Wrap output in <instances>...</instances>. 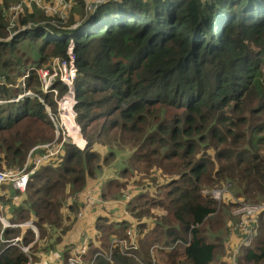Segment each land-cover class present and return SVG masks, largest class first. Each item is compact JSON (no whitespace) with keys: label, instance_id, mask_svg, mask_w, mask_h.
I'll list each match as a JSON object with an SVG mask.
<instances>
[{"label":"trees","instance_id":"trees-1","mask_svg":"<svg viewBox=\"0 0 264 264\" xmlns=\"http://www.w3.org/2000/svg\"><path fill=\"white\" fill-rule=\"evenodd\" d=\"M17 1L0 0V169H22L32 150V155L57 150L18 201L10 184L5 191L10 194L2 197L11 225L32 218L38 227L29 254L61 252L67 262L80 209L66 205L68 194L85 189L121 155L120 171L102 191L103 198H114L113 206L103 207L121 216L129 209L130 215L122 222L98 218L95 229L103 244H92L90 259L98 251L107 254L111 238L126 236L129 228L144 248L137 251L140 260L117 249L111 259L96 257L95 264H221L219 257L223 264L232 262L246 236L233 213L236 202H227L229 217L217 216V200L202 191L207 185L226 187L242 199L237 205L264 203V0H111L77 28L48 23L51 16L33 1L31 13L22 17L17 11L12 31L30 22L37 27L10 37L3 11ZM75 21L74 14L65 23ZM71 37L75 110L72 95L60 101L70 103L64 119L69 127L80 125L84 148L56 129L42 100L57 122L58 104L51 90L44 91L38 71H53L55 58L69 61ZM52 88L61 95L68 90L60 78ZM27 92L33 95L17 100ZM128 185L133 193L124 206L115 197ZM211 213L214 220L208 219ZM247 225L254 237L240 249L236 264H264L262 214ZM20 233L0 221V264H28L29 254L8 245ZM189 235L188 245L164 252L163 245ZM34 239L27 229L21 242ZM155 243L161 245L151 250Z\"/></svg>","mask_w":264,"mask_h":264},{"label":"built area","instance_id":"built-area-1","mask_svg":"<svg viewBox=\"0 0 264 264\" xmlns=\"http://www.w3.org/2000/svg\"><path fill=\"white\" fill-rule=\"evenodd\" d=\"M33 1L36 2V4L38 5L41 2V0H30L26 2L27 6L32 5ZM106 1H111V0H86V8H89V10H86V11H91V13H93L96 10V8H98L102 3ZM23 4L24 3L22 1L18 2L11 9L15 12V14H17V11L22 12L24 10ZM68 55H69V63L73 67H72V71L70 72L71 77L66 75L67 80H64V81H66L68 85H73L76 72H77V68L74 64L75 54L72 48H69ZM62 62L64 65H67L66 60H63ZM40 73L43 78L45 88L48 89L49 86L52 84L51 78L48 81L46 79V76L48 75L49 71L41 70ZM59 104H60V101H59ZM55 125L58 128V125L56 123ZM50 145L51 144L49 143L46 146L49 147ZM50 148L51 147H49V152L46 155L40 158L34 159L35 165L33 168L29 170H27L26 167L24 169H18V168H7L3 170L0 169V186L5 183L10 182L14 185L16 189L20 191H25L30 177L35 173L36 167L55 153V151H52V150L50 152ZM215 189H218V188H215ZM203 192L205 193V195L207 196L210 195L214 199L219 200L225 194L226 190L223 189V192L222 190L221 192L220 190H214V192L213 191L205 192L204 190ZM130 194H131L130 191L127 190V193H125V196L118 201L125 202V201L130 200ZM83 195L85 198V202L89 206L106 203L105 199L100 194V191L97 188L92 187L90 189H85L83 190ZM236 207L237 209L234 208L233 210L234 216L240 217V220H241L240 227L243 229L244 232H246V236L239 242L238 246H235V249L233 250L232 257H231L232 262H230L229 264H236V257L240 249L244 246H249L252 242V238L254 237V234H253V231L248 228L247 224L249 223V221L255 220V217L259 214H262L263 219H264V203H256V205L252 207L251 205H248V202H242L238 205L236 202ZM0 209H1V206H0ZM28 223L29 222H27L26 225L31 226V225H28ZM17 225H20V224H17ZM17 225H10V226H17ZM234 226L238 227L237 224H235ZM134 231L135 230H132L131 228H129L127 230L126 236H113L109 242V252L105 254V253H102V251H98L95 253L94 257H92L91 259H90V249L92 246L91 240L89 238L90 240L89 243H88V240H85L83 243V239L87 237L85 236L82 238V240L79 243H76L71 247L72 255L68 258L66 264H95L96 257L104 256L106 258L111 259L113 251L117 249L120 250L121 253L126 256L134 257L137 260H140L138 252H137L139 250L138 238H137V235L133 233ZM190 237L191 235H189V238L187 241H182L180 239L179 240L177 239L171 245H163L164 251H167V252L172 251V249L180 243H182L183 245H188L191 240ZM17 241L18 239H16L15 241H12V244H16ZM156 247H159V246H156ZM23 249L27 251L28 247L23 246ZM85 256L87 257V260L84 259ZM141 262L144 263V260H142ZM150 264H154V262Z\"/></svg>","mask_w":264,"mask_h":264},{"label":"rangeland","instance_id":"rangeland-1","mask_svg":"<svg viewBox=\"0 0 264 264\" xmlns=\"http://www.w3.org/2000/svg\"><path fill=\"white\" fill-rule=\"evenodd\" d=\"M21 1L24 3L23 4L24 5V10L21 13L22 14V17H23L25 14L31 13L33 11L34 5L27 6L26 0H18L17 2H21ZM17 2L11 3L9 5V7L6 8L3 11L4 16L5 15L6 16H9V20H10L9 30H11L10 37H13V35L16 34L17 32H20V31H23V30H27V29L29 30V29L36 28L37 27L35 25L37 23H31L30 22L28 24L21 25V27L19 29H17L16 31H12L14 29L15 25H16V22H17V17L16 16L18 14H14L11 8L13 6H15L17 4ZM36 5L35 6L37 8H39L43 12V14H45L46 16H51V20L48 21V23H50V24L52 23L55 27L70 28L72 26L74 28H77L81 23L83 24V25L81 24V26H84L85 25V21H87L88 19H90V18L93 17V16H91V12L88 13V11H86V10H89V8H86V0H85V2H84V0H83V2L80 1V0H41L40 4L39 5L36 4ZM74 14L77 16V21H75L72 24L67 25L65 22H69L71 15H74ZM89 14H90L91 17H88ZM53 17H57L60 20V23H58ZM45 24H46V22H43L42 21L39 25H41L42 27H44ZM74 46H75V44H74V41H73V38H72L71 41H70L69 48H72L73 49ZM75 60H76V57H75ZM60 62H61L60 59L59 60H56V61H53L52 60L53 67H52V64H51V67L53 68V71H51V69H49V68H43V69H47L49 71L48 75L46 76V79L48 81L51 78L52 79V83H53V81H55L57 78H60V80L68 86V83L66 81H64V80H67L66 75H68V76L71 77L70 72L72 71V67L73 66L70 63H68L67 65H64L63 62L62 63H60ZM51 85L49 86L48 89L45 88V85H44L43 88H44L45 92H48L49 90H51L50 93H51L52 96L54 95L53 98H62L63 99L64 98L63 96H66L65 94H67V93L65 92L63 95H61L60 94L61 92L59 91L58 88H55V89L52 88V89H50ZM68 88H69V91H70V87L69 86H68ZM74 95H75V92H74ZM61 104H62L63 107L61 108L62 110H60V113H62L63 116H64V118H65L66 111H67V107H68L69 103H66V104L61 103ZM60 118H61V122L63 120V122H62L63 123V129H65V133L63 134L64 140H67V138H68V139H70V142L75 143V141L73 139L76 136V134L75 133H72V131L66 126V123H65L64 119L62 118V116H60ZM75 132H76V130H75ZM106 152H107V149L105 150L104 153H106ZM122 155L126 156L127 153L126 152H122ZM120 160H122V156L121 155H120V157L118 159V162H115L113 164V166H111V168H108L109 173L106 174L107 176H109L110 178H112L116 173H118L120 171ZM97 177H96V179H94L92 181H89V182H92L91 184L94 185V188H98L99 191H100V194L103 196L102 191H104L103 189L105 187L106 180H108L110 178H105L103 169H101V171L97 174ZM223 189H225L226 190V193H229V195L231 197L228 195L227 198H225L226 196L224 197V195H223L221 199L217 200L216 201V205H217L216 212L218 211V215L217 216L224 215L227 218V217H229V214H230V210L228 211L227 208H230L231 207V206L228 205L227 202H230V201L237 202V200H242V199H240L239 196L238 197L235 196L233 193H231L229 191V188H226V187H223V188L222 187L221 188L218 187V189H215L212 185L211 186H208L207 185V187L204 188L205 192H212V191L214 192V190H220V192L222 190V192H223ZM81 192L83 193V191H81ZM124 192L127 193V189H125ZM203 194H205V193L203 192ZM73 197H74V193H73V191H70V193L67 196L66 202L69 201V200H71V205H73V201L71 199ZM115 198H117V197H115ZM113 199L114 198H107V203L109 205L113 204L112 203V200ZM223 201H225V202H223ZM222 202H223V204H222ZM97 205H101V204H97ZM248 205H251L253 207L254 205H256V203L249 202ZM235 208L237 209V207H235ZM224 209H226V210H224ZM66 211H67V209L64 208V211L63 212H66ZM128 211H129V209H128ZM118 212H119L118 210L117 211H114V214H115L114 215V218L116 219V221H121V222L124 221L125 220L124 219L125 216L124 215L121 216V214L118 213ZM98 214H100V212ZM110 214L111 213H109L108 215H110ZM78 216H83V212L81 211L80 214H77L76 213V215L74 217H76L78 219ZM214 216H215V214L214 213H211L208 219H213L214 220V218H215ZM85 217H83L82 226L83 227H87V229H88V228H90L88 226L89 224L87 222V218L88 217L87 218H85ZM229 221H231V220L229 219ZM83 223H84V225H83ZM135 225L136 224H133V228L135 227ZM227 226H228V223H227ZM85 231H87L85 228L82 229V232H85ZM261 232H262V229L260 230V233ZM190 238L192 239V236ZM85 240H88V243L90 241L89 238L85 237L83 239V243H84ZM171 243H173V241ZM74 244L75 243L69 244V246H68L69 250L71 249V247ZM223 254H224V248H223V253H221L220 255L222 256ZM50 258H53V257H50ZM242 258H243V253H241V259ZM60 259L63 262V257L59 258L58 260H60ZM216 262H221V264H223L224 260H223V258H220L219 257V259ZM56 264H59V262L57 261ZM62 264H66V262H64ZM241 264H248V263H246L243 260L241 262ZM259 264H261V263H259Z\"/></svg>","mask_w":264,"mask_h":264},{"label":"crops","instance_id":"crops-1","mask_svg":"<svg viewBox=\"0 0 264 264\" xmlns=\"http://www.w3.org/2000/svg\"><path fill=\"white\" fill-rule=\"evenodd\" d=\"M28 30V29H27ZM60 58H55V59H53V61H56V60H59ZM60 61L62 62L63 60H61L60 59ZM60 62V63H61ZM69 63V61L67 62V64ZM75 64V63H74ZM52 67H53V63H52ZM41 70H47V69H43V68H40L38 71H39V74H40V77H41V80H42V83H43V87H44V82H43V78H42V76H41V73H40V71ZM69 87H70V91H69V88H68V90L66 91V93H73V95H74V86L73 85H68ZM45 91V90H44ZM24 95H33L32 93H30V92H27V93H25V94H21L20 95V97L19 98H17V100L18 99H20V98H22ZM74 97V96H73ZM62 99V98H55V101H56V103L58 104V122L56 121V118H55V116L52 114V112H51V110H50V107L42 100V102L44 103V105H45V108L47 109V111H48V113H49V115H50V117H51V119H52V121H53V123H54V125H55V123L58 125V128L56 127V125H55V127H56V129L58 130L59 129V127H61L62 129H63V125H62V122H61V118H60V110H61V107H60V104H59V101ZM75 104H76V99L74 98V106H75ZM75 110V109H74ZM75 114H76V116H77V113H76V111H75ZM76 116H75V120H76ZM77 122V121H76ZM78 126H79V130L81 131V127H80V125L78 124ZM63 132L65 133V129H63ZM57 135H59V131L57 132ZM81 135H82V133H81ZM83 137V136H82ZM76 143V142H75ZM86 140H85V144L83 145V146H81V145H79L78 143V145L81 147V148H84L85 147V145H86ZM49 144V143H48ZM62 144V143H61ZM61 144H59V147L61 146ZM47 145V144H46ZM54 148H55V146H52L51 148H50V152H51V150L52 151H57V150H54ZM32 152H33V150L29 153V155H28V158H27V161H26V163H25V166L22 168V169H24L25 167H26V169L27 170H29V169H31V168H33L34 167V159H37V158H40V157H42V156H44V155H46L47 153H44V154H40V155H38L37 153V155L35 154V155H32ZM41 165V164H40ZM40 165H38L37 167H36V170H37V168L40 166ZM10 168H13V167H10ZM7 169V168H6ZM1 170H3V169H1ZM36 170H35V173L30 177V178H32L35 174H36ZM103 172H104V176H105V178H110L109 176H107L106 174H108L109 173V170H108V168L106 167L104 170H103ZM104 178V179H105ZM30 180V179H29ZM110 179H108V180H106V182H108ZM89 184H87V186L85 187V189H90V188H92V187H94V185H92L91 183L92 182H88ZM6 184H10V186L12 187V191H14L15 192V194H13V199L15 200V201H18L19 200V197L18 196H20L22 193H25L26 192V190L25 191H20V190H18V189H16L15 187H14V185L12 184V183H10V182H8V183H5L4 185L5 186H0V206H1V209H0V216H1V218H0V221L2 222V224H3V226L4 227H9L10 225H11V223H10V221L7 219V218H5L4 216H3V212L4 211H6L7 210V203L4 201V198H2L3 196H8L9 194H10V191L9 192H5L6 191V188H7V185ZM105 188H106V183H105V187H104V190H105ZM85 189H83V190H85ZM98 189V188H97ZM127 190H129L130 191V199L132 198V193H133V190H132V185H128L127 186V188H126ZM83 190H80V191H76V192H73L74 193V197L73 198H71L72 199V201H73V205H75V204H77V205H79V207H80V209H79V211L77 212V214H80L81 213V211L83 212V216H81V217H79L78 216V220H77V222L75 223V226H76V228H74V234H73V237H72V240H71V242H70V244L71 243H78L79 241H81L82 240V238L83 237H85V236H87L88 238H90V240H91V244H93V245H97V246H99L100 244H103V242H102V240H101V233L98 231V230H96L95 229V224H96V222H97V220H98V218H100V217H105V216H107V217H109V220L110 221H113L115 218H114V213L113 212H111V210H109L108 208H112V207H109V206H113V204H111V205H109L108 203H107V198H104L105 199V202L106 203H104V204H107V205H109L108 206V208L106 207V208H104L103 207V205L104 204H101V205H94V206H89L86 202H85V198H84V195H83V193L81 192V191H83ZM99 190V189H98ZM104 196V195H103ZM122 196V197H121ZM121 198H123L124 196H125V192H124V190H122L121 191ZM5 197V198H6ZM115 198V200L117 199V200H120L121 198ZM20 198H21V196H20ZM113 201V200H112ZM129 202H130V200H128V201H125V202H119L120 204H122V205H124V206H127V205H129ZM66 205L67 206H70L71 205V200H69V201H67L66 202ZM100 212V214H98ZM109 213H111L110 215H108ZM122 214V213H121ZM123 215L124 216H129L130 215V213H128V211L127 210H125L124 211V213H123ZM86 216V217H85ZM83 217H85V218H87V222H88V226L90 227V228H88L87 229V227H83L82 226V220H83ZM95 219V220H94ZM94 220V221H93ZM93 221V222H92ZM27 222H29L28 223V225H31V226H27L26 225V223ZM131 223H132V221H131ZM133 224V223H132ZM83 225H84V223H83ZM15 227H19V228H21V233H20V235L18 236V237H16L15 238V240L16 239H18V241H17V243L16 244H12V241H9V243H8V245H16V246H19L21 249H22V251L24 252V253H26V254H29V249L34 245V243L38 240V237H39V230H38V227L36 226V224L33 222V219L32 218H30L29 220H25V222H23V223H20V225H17V226H15ZM86 229L87 231H85V232H82V229ZM27 229H31V230H33L34 232H35V239L33 240V241H31V243H29V244H23L21 241H22V239H23V235H24V233L26 232V230ZM94 232V233H93ZM105 244V243H104ZM138 244H139V250H142L143 248H144V246H143V244H141V242L139 241V239H138ZM157 245H161L160 243H155V245L154 246H152V248H151V250H153L154 249V247L155 246H157ZM23 246L24 247H28V250L27 251H25L24 249H23ZM60 249H62V247L60 248ZM138 250V251H139ZM165 253H167V251H164ZM61 253V252H60ZM60 253H54V254H47V253H45V252H39V253H37L36 255H33V254H29V262H28V264H56L57 263V261L59 262V264H61L62 263V261H61V259L60 260H58L59 258H61V257H63V256H61L60 255ZM34 258H33V257ZM49 256V257H48ZM50 257H53V258H50Z\"/></svg>","mask_w":264,"mask_h":264},{"label":"bare ground","instance_id":"bare-ground-1","mask_svg":"<svg viewBox=\"0 0 264 264\" xmlns=\"http://www.w3.org/2000/svg\"><path fill=\"white\" fill-rule=\"evenodd\" d=\"M67 94H70V95H72V99H73V110H74V97H73V93L71 92V93H67ZM66 94V95H67ZM71 99V100H72ZM62 100V99H61ZM61 102V101H60ZM69 103V102H68ZM70 104V103H69ZM60 107L62 108L63 106H62V104L60 103ZM62 110V109H61ZM75 112V111H74ZM76 115V114H75ZM60 116H62V118L64 119V116H63V114L62 113H60ZM64 121H65V119H64ZM62 122H63V120H62ZM76 122V121H75ZM65 123H66V121H65ZM77 124V123H76ZM62 125H63V123H62ZM66 126L72 131V133H75L76 134V136L74 137V141L76 142V143H78L79 145H81V144H83V140H82V138H81V136H80V134H79V130H78V124H77V129H75V128H73V127H69L68 125H67V123H66ZM75 130H76V132H75Z\"/></svg>","mask_w":264,"mask_h":264},{"label":"water","instance_id":"water-1","mask_svg":"<svg viewBox=\"0 0 264 264\" xmlns=\"http://www.w3.org/2000/svg\"><path fill=\"white\" fill-rule=\"evenodd\" d=\"M74 96V98H75V95H73Z\"/></svg>","mask_w":264,"mask_h":264}]
</instances>
